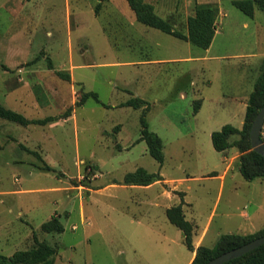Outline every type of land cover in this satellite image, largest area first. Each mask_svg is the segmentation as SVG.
<instances>
[{"label": "rangeland", "instance_id": "rangeland-1", "mask_svg": "<svg viewBox=\"0 0 264 264\" xmlns=\"http://www.w3.org/2000/svg\"><path fill=\"white\" fill-rule=\"evenodd\" d=\"M146 1L182 32L197 3L217 5L209 49L138 22L127 0H0V104L53 118L0 117V254L36 237L56 248L51 264H187L191 250L166 216L182 199L192 242L206 225L208 247L246 231L257 189L246 186L237 148L215 150L211 133L242 127L264 59V11L249 16L231 0ZM85 92L98 101L78 105ZM132 98L145 103L123 105ZM143 113L162 140V163L139 140ZM139 167L163 179L123 184ZM51 216L62 232L42 231Z\"/></svg>", "mask_w": 264, "mask_h": 264}, {"label": "trees", "instance_id": "trees-1", "mask_svg": "<svg viewBox=\"0 0 264 264\" xmlns=\"http://www.w3.org/2000/svg\"><path fill=\"white\" fill-rule=\"evenodd\" d=\"M130 8L134 12L135 19L147 26L157 28L163 32L174 35L175 37L189 41L191 44L207 49L215 34V22L219 12L218 6L213 3H197L194 12L186 19V32H182L175 28L171 19L163 18L155 13L154 7L146 0H127ZM231 3L238 9L249 16H252L255 8L264 11V0H231ZM48 67L52 68L49 61ZM260 74L255 80L253 90L248 96L242 127L236 128L231 124L223 125L219 130L211 133V142L215 150L223 152L234 146L239 152L238 163L239 171L246 180L255 178H264V157L252 150L250 145L249 131L251 123L264 104V59L260 66ZM57 75L70 80V74L61 71L56 72ZM92 96L98 101L94 92H85L81 99L77 102L82 104L88 97ZM144 100L140 98H132L123 103L126 106L139 108L144 105ZM201 100L194 101L193 111L196 113L200 108ZM66 113L64 117L69 115ZM0 117L21 125L46 124L53 118L51 116L43 119H28L21 113L6 108L0 104ZM141 129L139 140L146 143L148 153L159 163L164 160L163 144L157 133L148 129L147 121L144 113L140 118ZM238 135L237 139L230 141V137ZM163 177L159 172H148L144 168L139 167L133 172L127 173L123 178L125 185H150L156 181L162 180ZM181 196L184 192H179ZM181 203L166 209V216L171 223L177 226L183 232V240L191 251H195V255L189 264H206L216 256L239 247L254 238L264 235V228L250 234L241 233H224L219 235L213 246L198 245L196 248L192 242V224L184 218ZM42 231L46 233L63 231V225L57 216H51L41 225ZM35 245L26 250H18L10 257L0 254V264H51V256L55 254L56 248L46 242L39 241L34 237ZM223 264H264V244L253 249L252 251L234 258Z\"/></svg>", "mask_w": 264, "mask_h": 264}, {"label": "water", "instance_id": "water-1", "mask_svg": "<svg viewBox=\"0 0 264 264\" xmlns=\"http://www.w3.org/2000/svg\"><path fill=\"white\" fill-rule=\"evenodd\" d=\"M264 123V104L261 106L257 114L255 115L249 131L250 145L252 150L256 151L258 154L264 157V141L261 138V129ZM264 244V235H261L253 240L226 251L215 258L208 261L206 264H223L234 258H238L253 249Z\"/></svg>", "mask_w": 264, "mask_h": 264}, {"label": "crops", "instance_id": "crops-1", "mask_svg": "<svg viewBox=\"0 0 264 264\" xmlns=\"http://www.w3.org/2000/svg\"><path fill=\"white\" fill-rule=\"evenodd\" d=\"M208 49H209V47L206 50H208ZM245 106H246V103H245ZM238 156H239V154L234 156V157H238ZM230 159L232 160L233 157H230ZM221 177H223V175H221ZM248 181H249L248 184H246L248 190H251L254 187L257 189V199L253 200L252 198H249L247 201V205H245L248 207L254 206V208L252 209L251 213L243 212V216L249 220V223L247 224V227H245L246 231H240L239 232L241 234L254 233V232L259 231V230L264 228V178H255L253 180H248ZM254 181H258V182H254ZM207 226L208 225L205 226V228L202 232V235H200V237L193 242L194 243L193 246L195 248L198 245H202L201 244L202 240H203L202 236L205 233ZM194 255H195V251H191V257H190L189 261L187 262V264H189L191 262Z\"/></svg>", "mask_w": 264, "mask_h": 264}, {"label": "built area", "instance_id": "built-area-1", "mask_svg": "<svg viewBox=\"0 0 264 264\" xmlns=\"http://www.w3.org/2000/svg\"><path fill=\"white\" fill-rule=\"evenodd\" d=\"M262 129H263V131H264V123H263ZM262 129H261V134L264 133V132L262 131ZM261 138H262V137H261Z\"/></svg>", "mask_w": 264, "mask_h": 264}]
</instances>
